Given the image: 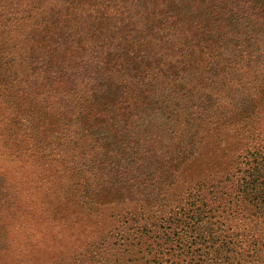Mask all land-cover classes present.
Segmentation results:
<instances>
[{
	"label": "trees",
	"instance_id": "obj_1",
	"mask_svg": "<svg viewBox=\"0 0 264 264\" xmlns=\"http://www.w3.org/2000/svg\"><path fill=\"white\" fill-rule=\"evenodd\" d=\"M263 3L0 0V95L31 94L33 129L118 134L158 109L179 134L161 146H144L130 134L128 143L109 151L114 162L98 167L101 194L86 187L81 200L133 207L115 213L109 240L68 264H264L263 138L254 142L253 135L254 145L237 156L231 172L201 177L177 201L166 195L196 148L203 119L221 118L208 103L194 101L195 79H212V70L236 64L244 51L250 57L237 42L261 40L255 28L263 26ZM249 115L231 112L222 122Z\"/></svg>",
	"mask_w": 264,
	"mask_h": 264
},
{
	"label": "rangeland",
	"instance_id": "obj_2",
	"mask_svg": "<svg viewBox=\"0 0 264 264\" xmlns=\"http://www.w3.org/2000/svg\"><path fill=\"white\" fill-rule=\"evenodd\" d=\"M259 14L263 26L257 23L255 30L261 40L240 36L237 42L238 47L247 46L250 57L244 51L236 64L212 70L217 73L212 79L194 81V101L208 103L221 118L219 122L216 116L211 122L203 119L206 122L199 129L193 154L179 167L166 190L170 202L192 189L201 177L212 180L231 172L237 156L254 145L250 142L253 135L254 142L264 139V12ZM4 96L8 94L0 95V264H68L89 254L101 239L109 240L118 225L115 213L134 204L83 203L86 187L92 193L102 192L105 182L98 171L100 163L110 162V153L128 143L130 134L144 146L165 145L179 134L172 132L173 121L169 122L167 113L158 109L148 110L130 129L118 134L102 128L96 132L74 127L58 134L57 128L48 127L49 117L41 125L48 130L33 129L31 94H12L7 100ZM199 109L196 117L200 116ZM242 110L250 117L239 123L234 119L222 122L224 115Z\"/></svg>",
	"mask_w": 264,
	"mask_h": 264
}]
</instances>
